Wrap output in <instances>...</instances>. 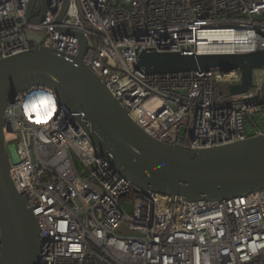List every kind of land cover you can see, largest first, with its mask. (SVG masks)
I'll return each instance as SVG.
<instances>
[{
	"label": "built area",
	"instance_id": "obj_1",
	"mask_svg": "<svg viewBox=\"0 0 264 264\" xmlns=\"http://www.w3.org/2000/svg\"><path fill=\"white\" fill-rule=\"evenodd\" d=\"M31 1L0 0V60L40 47L73 58L79 33L83 64L153 138L210 148L264 135V68H254L243 93L231 92L242 85L239 68L169 74L136 68L143 50L204 56L264 50V0H35L32 20ZM221 32L242 37L243 47L200 49L209 34ZM225 87L229 93H219ZM49 94L57 111L37 124L25 105ZM80 115L45 85L19 91L4 111L10 175L39 226L38 264H264V188L192 200L138 187L98 150ZM123 198L133 200L132 214ZM1 253L0 229V259Z\"/></svg>",
	"mask_w": 264,
	"mask_h": 264
},
{
	"label": "water",
	"instance_id": "obj_2",
	"mask_svg": "<svg viewBox=\"0 0 264 264\" xmlns=\"http://www.w3.org/2000/svg\"><path fill=\"white\" fill-rule=\"evenodd\" d=\"M34 3L32 0L28 10L31 20ZM75 34L80 49L73 58H62L54 49L40 47L0 60V264L39 261L38 222L27 198L12 181L3 130L8 101L33 85L48 86L60 104L81 112V126L98 150L110 153L116 168L138 187L192 200H223L264 188V135L210 148L171 146L153 138L134 123L105 81L83 64L85 40ZM136 63L146 74L239 68L242 85L232 86L231 92L243 93L252 84L254 68H264V50L205 56L143 50ZM134 191L138 192L137 188Z\"/></svg>",
	"mask_w": 264,
	"mask_h": 264
},
{
	"label": "clouds",
	"instance_id": "obj_3",
	"mask_svg": "<svg viewBox=\"0 0 264 264\" xmlns=\"http://www.w3.org/2000/svg\"><path fill=\"white\" fill-rule=\"evenodd\" d=\"M25 111L29 118H34L35 123H48L52 119L53 114L57 111V102L55 95L49 94L47 98L39 104H26Z\"/></svg>",
	"mask_w": 264,
	"mask_h": 264
},
{
	"label": "bare ground",
	"instance_id": "obj_4",
	"mask_svg": "<svg viewBox=\"0 0 264 264\" xmlns=\"http://www.w3.org/2000/svg\"><path fill=\"white\" fill-rule=\"evenodd\" d=\"M210 41H205L206 44L200 47L203 51H211V52H229L238 48L243 47V44H238V40L240 38L235 34H227V33H213L209 34Z\"/></svg>",
	"mask_w": 264,
	"mask_h": 264
},
{
	"label": "rangeland",
	"instance_id": "obj_5",
	"mask_svg": "<svg viewBox=\"0 0 264 264\" xmlns=\"http://www.w3.org/2000/svg\"><path fill=\"white\" fill-rule=\"evenodd\" d=\"M219 93H229V88H220L219 89ZM180 134H184V132H185V128L184 127H182L181 128V130H180ZM122 206H123V208H124V210H126V212L128 213V214H132L133 213V208H134V203H133V200H130V198H123L122 199Z\"/></svg>",
	"mask_w": 264,
	"mask_h": 264
}]
</instances>
